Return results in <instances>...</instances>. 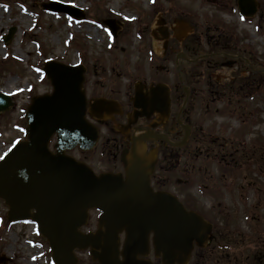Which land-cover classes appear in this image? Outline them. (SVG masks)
Returning a JSON list of instances; mask_svg holds the SVG:
<instances>
[{
    "label": "rangeland",
    "instance_id": "obj_1",
    "mask_svg": "<svg viewBox=\"0 0 264 264\" xmlns=\"http://www.w3.org/2000/svg\"><path fill=\"white\" fill-rule=\"evenodd\" d=\"M13 1L0 0V91L11 88L14 100V105L0 114V158L14 142L26 138L25 112L32 97L53 90L43 72L46 61L83 63L91 78V69L96 67L138 69L145 63L152 65L153 61L142 58L143 43L156 44V39L144 38L143 31L156 28L161 0H59L82 9L85 18L80 20L43 9L40 4L49 0ZM258 1L257 13L244 17L237 0H225V4L221 0H192L198 11L222 20L235 34L233 37L241 39L247 55L251 53L250 57L264 66V0ZM109 17L123 22L116 38L104 23ZM11 27L15 28L14 37L7 44L3 37ZM219 76L223 82L225 76L247 79L249 69L241 74L233 67L221 68ZM258 80L259 87L245 89L239 111L221 106L222 112L212 116V123L220 126V132H215L220 133L218 142H224V148L215 147V152L223 160L239 162L233 174L232 169L224 168L228 175L223 176L221 166L216 165L220 159H214L216 183L205 184L200 174L192 182L197 209L214 223L216 240L196 249L191 264H264V72ZM211 144L217 146L215 141ZM70 153L80 156L77 149ZM99 153L95 149L87 157L95 160ZM176 190L181 192L180 186ZM7 212L8 205L0 198V259H7L0 264H54L49 242L39 233L36 222H11ZM97 222L98 211L91 210L82 230H96ZM254 247L258 248L257 255ZM76 254L78 264H97L89 249L77 250ZM147 257L161 264L152 250Z\"/></svg>",
    "mask_w": 264,
    "mask_h": 264
},
{
    "label": "water",
    "instance_id": "obj_2",
    "mask_svg": "<svg viewBox=\"0 0 264 264\" xmlns=\"http://www.w3.org/2000/svg\"><path fill=\"white\" fill-rule=\"evenodd\" d=\"M42 6L84 16L80 9L56 1ZM239 6L243 14L256 12L252 0H239ZM106 22L116 34L115 21ZM14 31L11 28L4 37L7 43ZM83 69L55 61L45 64L53 93L32 98L26 112L27 138L0 160V198L9 206L8 219L35 220L50 243L55 264H78L75 250L85 248H91L98 264H154L146 258L151 233L162 264H187L195 243L203 247L213 239L211 223L186 210L171 194L153 191L147 170L138 164L127 170L126 177L96 174L65 153L77 145L92 148L98 136L85 117ZM12 105L10 95L0 92V113ZM54 134L55 152L49 147ZM92 208L101 211L99 227L83 232Z\"/></svg>",
    "mask_w": 264,
    "mask_h": 264
},
{
    "label": "flooded vegetation",
    "instance_id": "obj_3",
    "mask_svg": "<svg viewBox=\"0 0 264 264\" xmlns=\"http://www.w3.org/2000/svg\"><path fill=\"white\" fill-rule=\"evenodd\" d=\"M159 5L156 28L143 31L144 38L156 39V44L143 43L142 58L153 61L152 65L96 67L91 69L92 78L84 69L86 118L98 129L93 150L100 153L89 160L93 150L77 149L79 159L97 172L126 175L129 168L140 165L147 170L154 191L169 192L186 209L198 211L192 196L196 174L213 186L218 178L213 173L214 159H220L216 165L223 176L228 175L224 168L233 174L239 162L223 160L215 152V147L224 148V142H218L220 133L215 132H220V126L212 123V116L222 112L221 106L239 111L245 89L261 85L258 79L264 66L251 53L247 55L241 39L233 37L222 20L198 11L192 0H161ZM226 67L241 74L249 69V76H225L223 82L219 72ZM214 141L217 146L211 144ZM215 240L216 236L210 244Z\"/></svg>",
    "mask_w": 264,
    "mask_h": 264
},
{
    "label": "bare ground",
    "instance_id": "obj_4",
    "mask_svg": "<svg viewBox=\"0 0 264 264\" xmlns=\"http://www.w3.org/2000/svg\"><path fill=\"white\" fill-rule=\"evenodd\" d=\"M3 90H5V89H3ZM5 91H7V92H9V93H12V89H11V88L8 89V90H5Z\"/></svg>",
    "mask_w": 264,
    "mask_h": 264
}]
</instances>
